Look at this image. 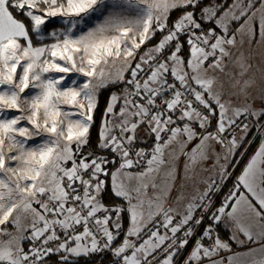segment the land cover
I'll list each match as a JSON object with an SVG mask.
<instances>
[{
  "label": "snow or ice",
  "instance_id": "1",
  "mask_svg": "<svg viewBox=\"0 0 264 264\" xmlns=\"http://www.w3.org/2000/svg\"><path fill=\"white\" fill-rule=\"evenodd\" d=\"M104 253L264 264V0H0V264Z\"/></svg>",
  "mask_w": 264,
  "mask_h": 264
},
{
  "label": "trees",
  "instance_id": "2",
  "mask_svg": "<svg viewBox=\"0 0 264 264\" xmlns=\"http://www.w3.org/2000/svg\"><path fill=\"white\" fill-rule=\"evenodd\" d=\"M178 15H179V13L173 12L171 14L172 20H174ZM60 24H61V22H59L57 20H53L51 23H49V25L47 27H48V29L56 28V27H59ZM114 91H118V89L115 87H109L108 89H102L100 91V94H99L100 106L96 112V116H95L96 122H95L93 128L90 130L93 145H95L97 137H98V132L100 129V124H101V117H102L104 108L106 106L109 94L111 92H114ZM255 132H256L255 128H253L252 131L249 133L248 140L251 141V144L248 146L247 153L245 154L243 159L241 160L239 156L236 157L237 160H240V163H239V166L235 168V174H237L239 172V170L242 167V165L244 164L246 158L249 156V154L254 149L256 143L258 142V137L255 136ZM217 231L219 232V235L223 239H225V240L228 239V237H229L228 231L224 230L220 226L217 228ZM189 251H190V249H189ZM186 254L187 253H185L184 255H186ZM111 260H112L111 254L110 253H104L102 255L92 256L90 259L87 260V264H103V263H107ZM81 264H85V261L83 259L81 260Z\"/></svg>",
  "mask_w": 264,
  "mask_h": 264
},
{
  "label": "rangeland",
  "instance_id": "3",
  "mask_svg": "<svg viewBox=\"0 0 264 264\" xmlns=\"http://www.w3.org/2000/svg\"><path fill=\"white\" fill-rule=\"evenodd\" d=\"M127 15L129 16V18H134L135 17V12L134 11L133 12H129V13H127ZM54 20H57V21L61 22L59 20V18H56ZM92 26H94V23L93 22H89L88 27H92ZM73 78L80 79L81 81L83 80V77H79L78 75L73 74V75H70L69 76V80L66 81V83H69L70 80L73 79ZM26 94H27V92H26ZM12 114H15V113H10V115H12ZM255 131H256L255 133H258L257 132V129H255ZM258 135H259V133L256 134L257 137H258ZM183 159L184 158L181 157L180 162L178 163V167L181 170V174H182V170H183ZM203 167L204 168H209L210 167V162L209 163H206ZM196 171L199 174V177H201V178H207L208 176L213 175L212 172H209V171H201V169L199 167L196 169ZM179 182H180V177L178 176L177 177V187L179 186ZM200 188L202 189L203 188V185H200ZM187 191H188L189 194H193V189L191 188V186L188 187V190ZM175 195H176V193L174 191L173 192V197H175ZM169 203L172 204L174 207H179L181 210L184 207L183 203L180 204V205H175V203H174L173 200H170Z\"/></svg>",
  "mask_w": 264,
  "mask_h": 264
},
{
  "label": "built area",
  "instance_id": "4",
  "mask_svg": "<svg viewBox=\"0 0 264 264\" xmlns=\"http://www.w3.org/2000/svg\"><path fill=\"white\" fill-rule=\"evenodd\" d=\"M235 168L236 167H234V168H232L230 170L232 172V175H231L230 179L222 182V187H221L220 191L219 192H214L213 195H212V199H213L214 204H215L216 207H219L221 205V203L223 202L224 198L228 195L229 191L233 188V185L236 182V178H237L236 175L237 174H235ZM208 223H210V221L205 220V223H204V225H202L200 227L199 232H202L203 228L206 227L208 225ZM190 247H191V244L188 246V248L185 250V252L182 254V256L185 253H187V251H189ZM178 259H181V258H178ZM112 260H113V257H112ZM111 261H109L107 263H103V264H111Z\"/></svg>",
  "mask_w": 264,
  "mask_h": 264
},
{
  "label": "crops",
  "instance_id": "5",
  "mask_svg": "<svg viewBox=\"0 0 264 264\" xmlns=\"http://www.w3.org/2000/svg\"><path fill=\"white\" fill-rule=\"evenodd\" d=\"M256 134H258V133H255V136H256ZM259 142H260V134L258 135V142L256 143V145H255L254 149L252 150V152H251V153L249 154V156L246 158L244 164L242 165V167L240 168L239 172H238L237 175H236L237 177L241 174V172H242L244 166L248 163V161H249V159L251 158V156L257 151V148H258ZM201 190H203V188H202ZM241 190L244 191L243 189H241ZM230 207H231V206H230ZM229 210H230V208H229ZM220 227H222L224 230H226V229H225V225H224L223 223L220 224ZM228 228H229V229L231 228V224L228 225ZM226 231H228L229 235L231 234L229 230H226ZM241 238H243V237H241ZM254 247H258V245H254V244H253V245H248V246L243 247V248L238 247V246L235 245V244L232 245V249H233L234 252H245V251H248L249 248H254ZM190 250H191V247H190ZM260 255H261V254H260L259 252L255 253L256 258H259ZM249 259H251V258H249Z\"/></svg>",
  "mask_w": 264,
  "mask_h": 264
}]
</instances>
